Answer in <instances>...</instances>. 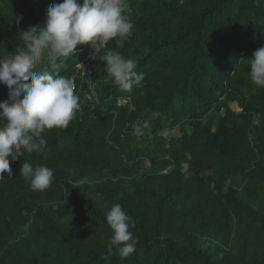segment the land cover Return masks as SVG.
<instances>
[{"label":"trees","instance_id":"1","mask_svg":"<svg viewBox=\"0 0 264 264\" xmlns=\"http://www.w3.org/2000/svg\"><path fill=\"white\" fill-rule=\"evenodd\" d=\"M61 2L0 0V55ZM127 3L131 35L108 48L136 60L144 79L123 91L101 60L83 77L75 55L49 69L75 79L81 110L67 127L42 133L44 150L21 149L0 179V264H264V87L251 81L248 63L264 47V0ZM92 89L97 102L89 103ZM5 101L9 89L0 84ZM24 161L54 169L48 188L33 190L20 176ZM146 163L152 170L135 179ZM124 178L134 188L119 197L108 191L104 202L135 220L138 242L127 257L107 251L108 209L75 186ZM47 203L63 208L65 223ZM187 224L225 247V257L177 240Z\"/></svg>","mask_w":264,"mask_h":264},{"label":"clouds","instance_id":"2","mask_svg":"<svg viewBox=\"0 0 264 264\" xmlns=\"http://www.w3.org/2000/svg\"><path fill=\"white\" fill-rule=\"evenodd\" d=\"M128 7L127 0L53 3L42 28L29 26L20 33L14 52L0 55V84L9 89L10 101L0 103V179L11 175L10 160L20 157L21 149L27 153L44 150L47 140L42 133L67 127L80 107L74 80L49 70L58 68L62 58L74 55L78 45H90L91 59L99 57L121 90L131 92L134 85L141 84L144 77L135 71L137 61L107 48L110 40L119 37L122 42L131 35L133 24L125 14ZM248 63L251 81L264 87V47L257 49ZM5 119L7 123H3ZM133 134H142L138 125H134ZM20 176L33 190L42 191L50 186L54 169L24 161ZM105 215L112 231L108 253L127 257L138 242L130 231L136 227L135 220L119 203Z\"/></svg>","mask_w":264,"mask_h":264},{"label":"rangeland","instance_id":"3","mask_svg":"<svg viewBox=\"0 0 264 264\" xmlns=\"http://www.w3.org/2000/svg\"><path fill=\"white\" fill-rule=\"evenodd\" d=\"M77 69L79 70V68ZM92 69H93V72H95L96 66L93 65ZM81 81L83 83L82 89L86 86V84L87 85L89 84L88 81L86 82L82 78H81ZM91 85L93 88L95 87L94 86L95 84L93 85V81ZM92 93L93 94L90 95V97L91 96L97 97L93 89H92ZM175 133L177 132L168 130L166 132V135L172 136ZM150 170H152V165L150 163H146L145 171L137 175V178L135 179H139V177L145 175L146 172H149ZM122 182H125V183L119 184L118 179L117 180L113 179L112 182H110V184H112V187L110 188L109 187L110 184H108V182L105 181L104 179H88L82 182L75 183V186L85 189L89 198L96 201L101 208L110 210L113 203L104 202L105 197H106L105 195L106 192L108 193L109 191L111 195H115L119 197L124 193L123 191L127 190V192H129L132 190V188H134L133 179L124 178ZM45 207L50 212V214H52L55 218H57L61 223H65V218H61L62 209H63L61 206L56 205L54 203H47ZM177 240L194 242L198 248L205 250L207 253L212 255L215 259H222L225 257V253H226L225 247L221 246L219 243L213 240L209 235L203 233L201 230L197 229L196 227L191 226L190 224L185 225L180 230L177 236Z\"/></svg>","mask_w":264,"mask_h":264},{"label":"built area","instance_id":"4","mask_svg":"<svg viewBox=\"0 0 264 264\" xmlns=\"http://www.w3.org/2000/svg\"><path fill=\"white\" fill-rule=\"evenodd\" d=\"M110 41L107 43V48H108ZM92 54H93V50L88 44L80 45L79 47L76 48L74 52L76 59H78V65H77V68H79L78 71L81 72V75L83 77L87 76L88 78H91L94 73L92 66L96 65V63L99 61V57H97V59L95 60L91 59ZM72 79L74 80L75 89H76V81L74 78ZM90 95L92 94L91 93L86 94L85 101L89 103L97 102V97H93V96L90 97ZM78 110H81V105L78 108Z\"/></svg>","mask_w":264,"mask_h":264}]
</instances>
